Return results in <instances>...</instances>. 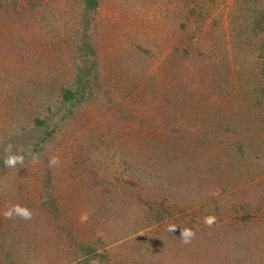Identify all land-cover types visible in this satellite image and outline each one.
I'll list each match as a JSON object with an SVG mask.
<instances>
[{
    "label": "rangeland",
    "instance_id": "rangeland-1",
    "mask_svg": "<svg viewBox=\"0 0 264 264\" xmlns=\"http://www.w3.org/2000/svg\"><path fill=\"white\" fill-rule=\"evenodd\" d=\"M249 1L0 0V264H264Z\"/></svg>",
    "mask_w": 264,
    "mask_h": 264
},
{
    "label": "trees",
    "instance_id": "trees-1",
    "mask_svg": "<svg viewBox=\"0 0 264 264\" xmlns=\"http://www.w3.org/2000/svg\"><path fill=\"white\" fill-rule=\"evenodd\" d=\"M77 1L82 6V9H83L82 18L84 20L86 18L85 16L88 13H91V12L95 13L96 12L101 0H77ZM248 3H250V1L245 3L246 4L245 9H247V8H251V9H249V11L247 10V12L245 14L246 15V21H248V22L246 23V26L244 29L248 30V32L254 36H260L261 34H264V8L252 9V7L247 5ZM84 34L85 35L81 36L82 44H81L80 50H81V52H83L87 56L92 57L91 59H92V62L94 63V68H95L96 64L93 61V59H95L93 57L96 54L95 40H93L94 37L92 35H90L89 33H84ZM258 50H259L258 57L261 59V61H260L261 62L260 63V72H261V75L264 79V38H263V43L260 44ZM77 55L82 56L81 53H77ZM213 70H214V73L217 75V80H219L218 77L221 76L220 72H218V70L215 71V68H213ZM90 76H92V75H90ZM219 91L222 92V89H220ZM252 92H253L254 96L257 94L258 98L264 97V89H259V91H258V89H253ZM222 95H225V93H222ZM74 96H75V94L72 91L67 90V91H65V96L63 99L65 101H69ZM254 96L251 99L253 104L256 102L255 100H253ZM258 98H257V100H258ZM41 123L42 122H40V121H38V122L36 121L37 125L38 124L41 125ZM218 125H219V128L221 127V129L226 131V129L224 128L226 126V124H223L220 121V122H218ZM236 146H237V149H233V150H237L240 153H243V154H240V158H243L242 162L247 161V158L245 157V154H244V146L242 144H236ZM231 150L232 149L227 148V151H231ZM248 178H250V177H248ZM161 218L164 219L165 217L161 216ZM31 252L33 253L32 257L36 255L34 250L32 251V249H31ZM72 260L77 262L75 264H91V261H97L98 264H109L108 258H106V256L104 254L98 253V249H96L90 245L82 246L79 248V250H76L72 255ZM213 264H215V263H213Z\"/></svg>",
    "mask_w": 264,
    "mask_h": 264
},
{
    "label": "clouds",
    "instance_id": "clouds-1",
    "mask_svg": "<svg viewBox=\"0 0 264 264\" xmlns=\"http://www.w3.org/2000/svg\"><path fill=\"white\" fill-rule=\"evenodd\" d=\"M6 163L9 166H15V164L17 163H23V158L22 157H10ZM53 164L57 163V161L54 159L52 161ZM207 224L211 225L213 223V219L212 218H206L205 221ZM170 231L174 232L176 230V228L174 226L170 227L169 229ZM195 233H193L190 229H184L181 232V237L183 239V243L188 244L191 242V239L194 237Z\"/></svg>",
    "mask_w": 264,
    "mask_h": 264
}]
</instances>
